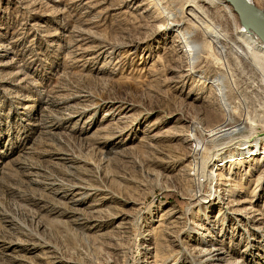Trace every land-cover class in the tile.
<instances>
[{
	"label": "rangeland",
	"instance_id": "rangeland-1",
	"mask_svg": "<svg viewBox=\"0 0 264 264\" xmlns=\"http://www.w3.org/2000/svg\"><path fill=\"white\" fill-rule=\"evenodd\" d=\"M231 9L0 0V264H264V59Z\"/></svg>",
	"mask_w": 264,
	"mask_h": 264
},
{
	"label": "bare ground",
	"instance_id": "bare-ground-1",
	"mask_svg": "<svg viewBox=\"0 0 264 264\" xmlns=\"http://www.w3.org/2000/svg\"><path fill=\"white\" fill-rule=\"evenodd\" d=\"M203 1L208 2L209 4L213 5L214 7L218 8L220 10L223 9V11H225L227 14H229V16H231L232 18L235 19V14L233 13L231 7L228 5V3H226L225 0H203ZM250 1L252 3L253 2L255 3L254 0H250ZM240 24L242 26L237 25V28L235 30V33L237 34L239 40L249 48L250 53H251V55H253V57L255 56L257 59H264V39L254 29L248 27L245 24H242L241 22H240ZM182 38L185 39V43L187 44L186 46L188 49H186V50H187L188 54L190 55L189 58H190V62H191L190 63L191 68L194 69V66H195L197 59H198V54L200 52L198 53L197 52L198 48L191 44V42L189 41V35L188 34L185 36H182ZM189 44H191V45H189ZM199 50H200V48H199ZM213 83H214L215 88L219 91L220 95L222 96V103L225 106V109L227 110L228 102L226 101V98H225L226 85L224 83V80L222 78L221 79L216 78L213 81Z\"/></svg>",
	"mask_w": 264,
	"mask_h": 264
},
{
	"label": "water",
	"instance_id": "water-1",
	"mask_svg": "<svg viewBox=\"0 0 264 264\" xmlns=\"http://www.w3.org/2000/svg\"><path fill=\"white\" fill-rule=\"evenodd\" d=\"M242 24L254 29L264 39V12L250 0H225Z\"/></svg>",
	"mask_w": 264,
	"mask_h": 264
}]
</instances>
